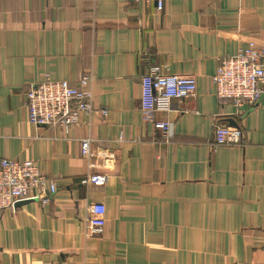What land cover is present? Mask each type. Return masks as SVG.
Segmentation results:
<instances>
[{
	"label": "crops",
	"instance_id": "0c3cea01",
	"mask_svg": "<svg viewBox=\"0 0 264 264\" xmlns=\"http://www.w3.org/2000/svg\"><path fill=\"white\" fill-rule=\"evenodd\" d=\"M164 1L0 0V157L35 160L59 187L3 211L0 264H264V97L237 112L212 81L221 57L264 46V0ZM151 64L197 79L194 96L156 113L168 140L140 109ZM84 73L90 115L68 132L29 123L31 83ZM218 124L245 140L217 145ZM97 171L104 185L80 183ZM92 204L106 223L87 236Z\"/></svg>",
	"mask_w": 264,
	"mask_h": 264
},
{
	"label": "built area",
	"instance_id": "2783aa9c",
	"mask_svg": "<svg viewBox=\"0 0 264 264\" xmlns=\"http://www.w3.org/2000/svg\"><path fill=\"white\" fill-rule=\"evenodd\" d=\"M135 3H156L158 10L164 8V0H133ZM215 94L220 104H230L237 112L244 107H256L264 97V46L251 41L236 53L219 59L212 75ZM91 73L81 74L75 82L53 79L50 76L31 83L26 93L28 121L35 127H59L68 132L79 122L81 114L94 111ZM140 109L143 120L152 122L162 131L165 139L172 136V123L157 120V112H168L174 100L192 97L197 91V79L192 74H177L151 64L142 76ZM101 112L107 115L108 110ZM217 145H235L245 140L244 131L235 126L218 124L214 130ZM91 137L81 139V155L93 158ZM94 166V163L91 164ZM109 175L88 172L81 177L82 185H104ZM59 191L55 178L41 170L33 159L0 157V218L3 211H16L19 204L37 201L50 202ZM90 216L85 221L87 236L100 235L104 231L105 217L102 207L89 206Z\"/></svg>",
	"mask_w": 264,
	"mask_h": 264
}]
</instances>
